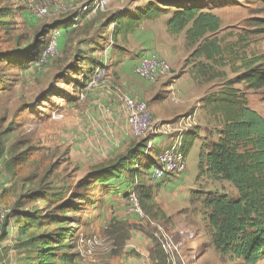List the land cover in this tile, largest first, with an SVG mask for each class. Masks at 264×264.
<instances>
[{"label": "rangeland", "instance_id": "1", "mask_svg": "<svg viewBox=\"0 0 264 264\" xmlns=\"http://www.w3.org/2000/svg\"><path fill=\"white\" fill-rule=\"evenodd\" d=\"M95 1L0 0V264H38L40 239L50 241L53 264H119L121 240L106 230L117 210H127V195H137L138 186L150 189L164 214L153 221L144 219L143 226L133 225L151 240L153 264H247L243 259L221 256L212 244L208 225L210 209L205 200H234L236 190L228 182L200 176L197 166L198 157L217 142L221 129V118L210 112L211 100L232 89L264 118V86L252 88L241 79L246 70H233L244 60L254 61L252 71L264 76V0H98L93 7ZM150 5L165 14L142 22L137 29L146 23L144 26L152 25L158 35L163 31L169 35V43L163 42L161 48L163 56L180 59L178 74L195 73L199 62L212 65L191 57L183 34L167 32V20L182 7H195L218 17L220 29L213 38L223 48L226 65H212L222 74L212 82L192 81L195 99L189 97L187 87L181 95L164 88L161 108L169 115L160 123L163 129L156 126L157 135L130 140L116 156L133 144H144L146 150L132 163L131 173L103 184L95 181L93 169L111 159L97 157L98 144L92 137L74 141L76 126L70 129L67 123L95 92L104 86L111 89L112 74H118L115 68L126 55L132 56V32L117 36L109 20L129 18ZM40 9L46 13L41 15ZM51 43L54 52L40 63ZM114 45L122 46V58L110 53ZM99 63L106 66L109 80L92 92H84L86 77ZM176 113L180 115L171 118ZM192 114L195 125L182 139L186 171L151 183L147 171L178 135L173 131L177 122ZM56 116L60 118L54 119ZM15 213L32 218L33 224L24 235L15 223ZM61 234H65V248L60 249L56 242ZM92 238L99 244L89 248ZM129 256L139 253L132 251ZM257 264H264V259Z\"/></svg>", "mask_w": 264, "mask_h": 264}, {"label": "trees", "instance_id": "2", "mask_svg": "<svg viewBox=\"0 0 264 264\" xmlns=\"http://www.w3.org/2000/svg\"><path fill=\"white\" fill-rule=\"evenodd\" d=\"M165 12L155 6H148L124 20V16L112 18L115 32L120 28L124 35L133 32L144 21L157 20ZM167 32L172 36L184 35L186 46L192 50L191 57L204 59L212 65L223 67V48L213 38L220 29V20L211 13L201 12L195 7L177 9L166 22ZM1 55V54H0ZM256 62L244 60L240 68L246 70L241 79L252 88L264 86V76L252 71ZM199 62L195 66L192 80L197 83H209L222 74L214 66ZM210 112L221 118V129L217 142L205 155L198 157V172L212 181L228 182L236 190L237 197L228 200L225 197L206 199L210 209L208 225L212 244L223 257L243 259L247 264H257L264 259V118L250 109L244 98L234 90L224 92L209 103ZM146 150V145H136L121 155L96 166L93 171L95 181L107 184L118 180L125 172L131 173L132 163ZM131 163V164H129ZM154 165V164H153ZM139 206L149 220L164 218L163 212L151 197L150 189L138 186ZM128 198V197H127ZM15 223L21 235H24L32 218L26 213H15ZM134 229L124 222L111 223L107 233L117 239L121 246L126 240V231ZM136 228V227H135ZM139 228V227H138ZM137 229V228H136ZM65 234L58 238V248H65ZM41 247L36 254L38 264H53V248L50 241L39 240Z\"/></svg>", "mask_w": 264, "mask_h": 264}, {"label": "crops", "instance_id": "3", "mask_svg": "<svg viewBox=\"0 0 264 264\" xmlns=\"http://www.w3.org/2000/svg\"><path fill=\"white\" fill-rule=\"evenodd\" d=\"M124 20H127V17L124 16ZM144 25L143 28L136 29L131 33V41L133 42V44L130 42V46H133V52L131 51L132 56L128 58L126 55L125 58H123L125 61L123 60V63L115 68L118 74H112V76H114L112 80L113 85L110 84L112 90L104 86L101 90L95 92L84 104V109L77 112V114L73 113L72 121L67 123L70 129L76 126V128L73 129L72 136L75 138L74 141L83 139L85 136L89 138L92 137V139L97 142L99 148L95 150L98 152L96 154L97 157L112 160L120 151L125 149L130 140H134L128 130L125 115L116 92H125L135 98L146 101L155 122H164L168 119L167 116L169 113L164 112L161 108L162 102L160 97L164 88H167V91H170V89L174 92L177 91V93L181 95V93L186 94L184 87H187L189 88V97L191 99L196 98L195 91H191V85H193L191 74H178L179 69H181L179 63L180 59L175 60L173 56L169 55H166V57L163 56L165 54L161 48L163 47L162 43H169V35L163 31L164 34L160 36L154 31L152 25ZM112 33H115V31ZM115 34H117V36H125L124 30L121 28L116 31ZM123 42L125 43V41ZM121 47L122 46H120V48ZM120 48L114 45L110 53L122 58L119 54ZM170 50L174 51L172 47ZM154 51L166 58V61L169 63V68L171 69V76L174 77L173 79L169 80L170 77H168L165 81L152 84L134 76L132 69L139 57L145 52L155 53ZM138 54L139 56H137ZM99 65L102 64L99 63ZM109 65H111V63ZM168 80L170 81L168 82L169 84H167ZM191 92H193V96ZM174 114L171 118L180 115L178 113H176V115ZM84 128H88L90 131L87 132V130H85V133V131L83 132ZM91 153L95 154V152ZM92 156V154L89 155V157ZM124 209L125 208H121L117 210V213L111 216V220L109 221L111 223L124 222L129 226H143V223L147 222L146 220L139 219L135 214H127ZM132 251L138 252L139 256H129ZM151 251H153L151 240L140 230L131 228L126 231V240L121 248L118 262L119 264H153L149 257Z\"/></svg>", "mask_w": 264, "mask_h": 264}, {"label": "built area", "instance_id": "4", "mask_svg": "<svg viewBox=\"0 0 264 264\" xmlns=\"http://www.w3.org/2000/svg\"><path fill=\"white\" fill-rule=\"evenodd\" d=\"M96 1L92 4L93 7L96 6ZM84 9L87 8L85 7ZM39 13L44 15L46 10L40 9ZM54 47L55 45L53 43L48 45L39 61L40 63L45 62L46 59L52 55ZM132 73L138 79L152 84L171 77V71L168 64L153 52H145L141 55L137 63L133 66ZM109 77L110 74L106 71V66L104 64L99 65L90 76L86 77L83 91L92 92L96 90L102 84H105V82L109 80ZM116 93L125 115L128 130L133 138L140 139L147 134L154 136L157 135L158 128L163 129L164 124H160L163 122H156V125L154 124L155 121L149 111L146 101L135 98L125 92ZM58 118L60 117H54L56 120ZM195 121V116L192 114L183 116L177 122L173 131L178 133V135L173 139V142L169 147L161 151L157 160H155V165L146 173L147 179L151 183L167 180L172 176H179L186 171V157L183 152L182 139L189 129L195 125ZM156 126H158L157 129L155 128ZM167 133L168 132L165 131L163 134L166 135ZM127 197L128 208L126 213L135 214L139 219H147L139 206L137 195L131 193L128 194ZM98 244L99 242L96 238H92V240L88 241L89 248H94L98 246ZM165 247L166 246L163 244L162 248L165 249ZM87 253L90 254L91 252L88 251ZM88 264H94V261H90Z\"/></svg>", "mask_w": 264, "mask_h": 264}]
</instances>
